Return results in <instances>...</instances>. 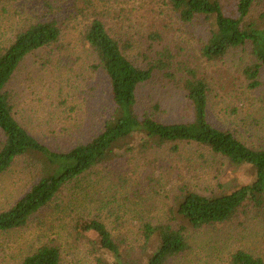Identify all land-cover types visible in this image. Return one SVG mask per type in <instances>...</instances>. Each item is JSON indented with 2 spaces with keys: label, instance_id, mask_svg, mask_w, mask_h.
I'll use <instances>...</instances> for the list:
<instances>
[{
  "label": "rangeland",
  "instance_id": "1",
  "mask_svg": "<svg viewBox=\"0 0 264 264\" xmlns=\"http://www.w3.org/2000/svg\"><path fill=\"white\" fill-rule=\"evenodd\" d=\"M262 12L264 2L257 3L250 18ZM95 18L121 41L136 65L157 66L138 90L140 114L159 105L157 118L164 123L193 121L194 108L183 87L193 70L210 85L209 121L248 145L264 147V87H250L244 76L252 62L251 47L209 61L202 54L210 36L204 19L184 21L170 0H2L0 48L37 22L57 20L62 28L59 42L30 54L5 88L15 117L40 141L56 150L71 149L100 132L113 106L109 81L85 39ZM244 171L193 142H179L177 152L171 144L125 150L122 158L65 184L25 228L0 232V264H22L51 239L62 247L61 264H97L90 246L70 235L78 216H98L116 238L137 249L142 223L164 222L180 186L211 194L222 184L236 183ZM35 180L23 159L0 176V211ZM188 242L189 248L168 264H229L239 248L264 258V213L247 208L228 222L190 231Z\"/></svg>",
  "mask_w": 264,
  "mask_h": 264
},
{
  "label": "trees",
  "instance_id": "2",
  "mask_svg": "<svg viewBox=\"0 0 264 264\" xmlns=\"http://www.w3.org/2000/svg\"><path fill=\"white\" fill-rule=\"evenodd\" d=\"M260 2L264 0H236L233 4L222 0H170L184 21L200 18L208 23L210 36L202 54L209 61L223 59L231 50L250 45L252 62L245 66L244 76L252 88L264 87V12L256 19L250 18ZM61 34L57 20L37 22L19 30L10 44L0 48V176L21 159L36 173L30 189L0 211V232L25 228L50 206L65 184L122 158L125 150L138 146L147 151L171 144L177 152L179 142L206 146L237 169L244 168L243 176L236 183L222 184L219 192L211 194L180 186L164 222L142 223V243L137 249L116 238L98 216H78L70 235L76 242L90 246L97 264H168L189 248L190 231L228 222L247 208L264 213V147L248 145L230 129L209 121L208 81L193 70L191 77L183 81L194 108L193 121L164 123L157 118L159 105L140 114L138 90L153 78L157 66L136 65L121 41L98 18L88 26L85 39L97 53V67L110 85L113 106L102 129L68 150L53 149L33 135L15 117L5 88L30 54L58 43ZM261 99L264 104V91ZM61 261L62 247L57 239H51L28 253L22 264ZM229 264H264V258L239 248L231 254Z\"/></svg>",
  "mask_w": 264,
  "mask_h": 264
}]
</instances>
